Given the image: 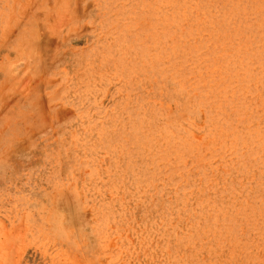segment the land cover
I'll return each instance as SVG.
<instances>
[{
  "label": "rangeland",
  "instance_id": "374dc122",
  "mask_svg": "<svg viewBox=\"0 0 264 264\" xmlns=\"http://www.w3.org/2000/svg\"><path fill=\"white\" fill-rule=\"evenodd\" d=\"M0 264H264V0H0Z\"/></svg>",
  "mask_w": 264,
  "mask_h": 264
}]
</instances>
